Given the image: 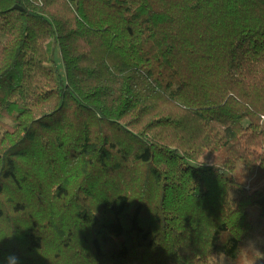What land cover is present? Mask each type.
<instances>
[{
	"label": "trees",
	"instance_id": "1",
	"mask_svg": "<svg viewBox=\"0 0 264 264\" xmlns=\"http://www.w3.org/2000/svg\"><path fill=\"white\" fill-rule=\"evenodd\" d=\"M253 208L264 0H0V264L230 263Z\"/></svg>",
	"mask_w": 264,
	"mask_h": 264
},
{
	"label": "rangeland",
	"instance_id": "2",
	"mask_svg": "<svg viewBox=\"0 0 264 264\" xmlns=\"http://www.w3.org/2000/svg\"><path fill=\"white\" fill-rule=\"evenodd\" d=\"M54 59H56L58 68L64 71L63 62L60 58L59 51L55 52ZM249 184L250 182L246 184L247 188L249 187ZM249 212L250 220L252 224L256 226V231L252 238L250 237L244 241L242 252L238 260H234L228 263L227 260L224 258L219 259L206 257L198 264H216L217 261L219 262V264H251V261L256 260V256L254 255L253 250H259L261 253H264V219H261V216H259V211L256 208L251 209ZM250 243L253 245L252 248H249ZM245 248H248L247 254L245 253ZM261 261H264V259H261ZM256 264H258V261H256Z\"/></svg>",
	"mask_w": 264,
	"mask_h": 264
},
{
	"label": "clouds",
	"instance_id": "3",
	"mask_svg": "<svg viewBox=\"0 0 264 264\" xmlns=\"http://www.w3.org/2000/svg\"><path fill=\"white\" fill-rule=\"evenodd\" d=\"M253 245L250 243L249 248H252ZM245 253L247 254L248 248H245ZM256 260L251 261V264H256L257 260L264 259V253H261L259 250H253ZM5 264H19V258L15 254H9L5 258Z\"/></svg>",
	"mask_w": 264,
	"mask_h": 264
}]
</instances>
